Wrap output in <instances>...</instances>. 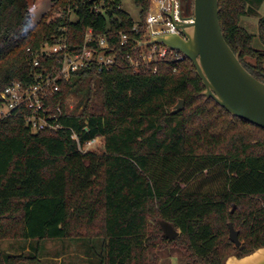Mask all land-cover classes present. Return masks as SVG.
<instances>
[{"label": "trees", "instance_id": "trees-1", "mask_svg": "<svg viewBox=\"0 0 264 264\" xmlns=\"http://www.w3.org/2000/svg\"><path fill=\"white\" fill-rule=\"evenodd\" d=\"M37 1L0 0V91L14 80L35 82L31 52L52 71L59 54L41 49L62 34L70 51L82 48L89 29L106 35L118 64L104 71L92 64L61 81L47 103L53 112L61 107L63 128L31 131L22 107L0 118V264L39 258L4 252V240L36 250L48 239H88L99 264H157L152 252L159 245L179 250V264H224L231 254L264 246V128L203 95L188 57L132 66L128 55L151 47L139 44L144 32L133 28L145 23L152 0H134L139 23L123 0H51L33 24ZM181 2L182 15H193L194 0ZM254 2L262 0H219V19L242 64L264 81V50L240 24L244 15H258L264 45V16ZM122 31L130 36L125 44ZM70 97L77 103L69 111ZM180 99L183 106L173 111ZM73 132L82 143L102 136L103 151L79 150ZM216 169L224 175L216 191L181 184ZM160 220L180 235L164 237ZM230 222L240 246L229 238Z\"/></svg>", "mask_w": 264, "mask_h": 264}, {"label": "built area", "instance_id": "built-area-1", "mask_svg": "<svg viewBox=\"0 0 264 264\" xmlns=\"http://www.w3.org/2000/svg\"><path fill=\"white\" fill-rule=\"evenodd\" d=\"M181 0H152L151 7L147 13L143 25L136 24L133 30L144 32L143 40L149 39L153 35L167 33H181L177 27V21L192 22L193 15L183 16ZM173 14V17L170 15ZM66 31V28H63ZM121 44L128 42L130 36L127 32H120ZM141 46H147L145 44ZM97 44V46L94 45ZM151 47L142 51L136 58L131 57L133 67H137L140 62L149 64L159 60H182L185 58L183 52L173 50L162 43H154ZM69 38L66 34L60 35L53 43L46 42L41 49L43 55L57 53L59 57L57 63L53 65L52 71L41 68L39 53H33L32 67L35 74V82L26 84L21 80H14L10 85L0 91V118L9 116L19 108H25L29 112L25 114L26 124L33 132L40 130H58L63 128L59 121L62 109L57 106L56 111H52L47 103V99L60 89L61 81L69 80L78 70L97 64L99 71L110 70L113 65L118 64L116 53L111 46L106 35L95 36L92 29H89L85 36L82 48L78 51H70ZM30 50V49H29ZM68 98V110H72L74 103ZM77 103V101H76ZM72 138L78 142L79 150L86 152L92 150L91 147L101 140L102 136H97L82 143L76 132L72 133Z\"/></svg>", "mask_w": 264, "mask_h": 264}, {"label": "water", "instance_id": "water-1", "mask_svg": "<svg viewBox=\"0 0 264 264\" xmlns=\"http://www.w3.org/2000/svg\"><path fill=\"white\" fill-rule=\"evenodd\" d=\"M177 27L181 33L153 35L141 44L162 43L183 52L205 85L203 95L212 97L233 115L264 128V81L242 64L240 53H235L226 41L219 19V0H194L193 21H177ZM182 103L180 99L173 111ZM159 223L164 237L171 240L180 235L170 221ZM229 238L236 246L241 245L239 231L232 222ZM226 264H264V246L241 257L230 256Z\"/></svg>", "mask_w": 264, "mask_h": 264}, {"label": "rangeland", "instance_id": "rangeland-1", "mask_svg": "<svg viewBox=\"0 0 264 264\" xmlns=\"http://www.w3.org/2000/svg\"><path fill=\"white\" fill-rule=\"evenodd\" d=\"M122 6L126 9L132 17L139 23L140 21V9L135 4L134 0H123ZM256 8L259 7L260 15L264 16V2L261 5L253 3ZM51 7V0H39L33 3L30 7V11L33 17V24L41 19L43 14L47 12ZM71 19H76L74 12H71ZM254 18V17H253ZM139 21V22H138ZM256 23L253 20L245 19L241 17L240 24L245 27L248 31L254 34V46L258 49L264 50V45L260 41L258 36V24L257 18H255ZM77 99L72 97L70 102L76 104ZM183 106V103H182ZM92 150L97 152H102L104 149V138L102 137L99 142H96L92 147ZM224 180V175L221 169L204 171L197 173L190 178L189 182H181L183 186L188 189H199V190H218ZM155 225H152V230H154ZM178 230H180L178 228ZM34 243V242H33ZM88 239L83 238H66V239H48L42 243V245L33 250L29 245L30 242H24L21 240H4L1 242L2 250L6 253H22L26 252L28 254L36 255L39 257L38 260L24 262L22 264H99L100 257L98 254L91 249V243ZM37 245V243H34ZM96 245L100 244L95 242ZM100 246V245H99ZM159 245L153 254L158 256L157 264H179L182 260V253L172 247H164L159 249ZM100 249V248H99ZM230 256H237L236 254H231ZM227 257V259H228ZM225 263L226 264V261Z\"/></svg>", "mask_w": 264, "mask_h": 264}, {"label": "crops", "instance_id": "crops-1", "mask_svg": "<svg viewBox=\"0 0 264 264\" xmlns=\"http://www.w3.org/2000/svg\"><path fill=\"white\" fill-rule=\"evenodd\" d=\"M264 2V0H262V2L260 3V5ZM258 13H259V7H258ZM260 14V13H259ZM245 17V19H248V20H253L254 23H256L255 21V18H257V24H258V19H259V16L258 15H254V14H248V15H244L243 18ZM254 17V18H253Z\"/></svg>", "mask_w": 264, "mask_h": 264}]
</instances>
